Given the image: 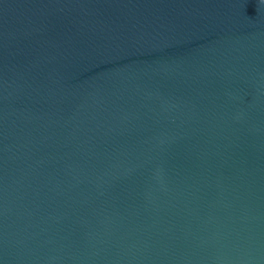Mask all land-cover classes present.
Masks as SVG:
<instances>
[{
	"label": "water",
	"instance_id": "1",
	"mask_svg": "<svg viewBox=\"0 0 264 264\" xmlns=\"http://www.w3.org/2000/svg\"><path fill=\"white\" fill-rule=\"evenodd\" d=\"M0 264H264V0H0Z\"/></svg>",
	"mask_w": 264,
	"mask_h": 264
}]
</instances>
